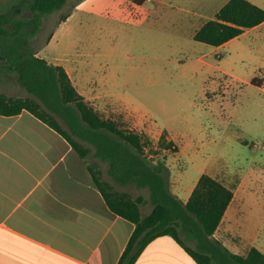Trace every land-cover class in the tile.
I'll return each instance as SVG.
<instances>
[{
	"label": "rangeland",
	"instance_id": "obj_1",
	"mask_svg": "<svg viewBox=\"0 0 264 264\" xmlns=\"http://www.w3.org/2000/svg\"><path fill=\"white\" fill-rule=\"evenodd\" d=\"M16 1L0 0V9ZM227 1L67 0L28 42L65 68L101 118L137 134L147 156L165 162L172 194L202 172H229L241 202L231 231L242 252L241 234L255 225L264 234V23L221 47L192 39ZM26 6L16 18L31 17ZM0 93L32 97L1 68ZM169 141L174 150L160 146ZM115 187L146 199L142 216L151 211L147 189Z\"/></svg>",
	"mask_w": 264,
	"mask_h": 264
},
{
	"label": "trees",
	"instance_id": "obj_2",
	"mask_svg": "<svg viewBox=\"0 0 264 264\" xmlns=\"http://www.w3.org/2000/svg\"><path fill=\"white\" fill-rule=\"evenodd\" d=\"M66 2L17 0L0 9V68L14 73L32 96L15 98L0 93V115L27 111L58 133L85 162L91 183L108 210L134 224L117 264H134L143 249L163 235L171 236L197 264H264V253L257 248H250L245 256L238 255L213 237L233 198L231 190L202 174L183 203L168 188L165 162L147 156L137 134L118 128L115 121L101 118L90 108L63 66L36 56L29 39L40 31L43 18L61 10ZM25 6L31 17L16 18ZM263 22L264 9L247 0H228L192 39L218 47ZM251 84L255 85L254 79ZM160 146L175 149L173 141ZM115 185L147 189L151 211L142 216L140 206L146 203L145 198L119 191ZM188 241L195 246H188Z\"/></svg>",
	"mask_w": 264,
	"mask_h": 264
},
{
	"label": "crops",
	"instance_id": "obj_3",
	"mask_svg": "<svg viewBox=\"0 0 264 264\" xmlns=\"http://www.w3.org/2000/svg\"><path fill=\"white\" fill-rule=\"evenodd\" d=\"M247 1L264 9V0ZM202 174L233 192L213 237L234 254L245 256L252 247L264 253L261 226L240 235L242 252L235 244L231 230L241 202L229 172H202L173 194L185 203ZM133 229L108 210L85 162L58 133L27 111L0 115V264H117ZM134 264L197 263L163 235Z\"/></svg>",
	"mask_w": 264,
	"mask_h": 264
}]
</instances>
